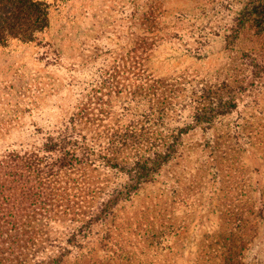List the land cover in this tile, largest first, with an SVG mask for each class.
Masks as SVG:
<instances>
[{
    "label": "rangeland",
    "instance_id": "374dc122",
    "mask_svg": "<svg viewBox=\"0 0 264 264\" xmlns=\"http://www.w3.org/2000/svg\"><path fill=\"white\" fill-rule=\"evenodd\" d=\"M47 1L37 40L0 45V158L48 162L51 138L87 158L55 182L62 205L29 264L63 248L66 264H264V33L239 29L247 0ZM171 146L151 182L68 242L129 182L118 163Z\"/></svg>",
    "mask_w": 264,
    "mask_h": 264
},
{
    "label": "trees",
    "instance_id": "16d2710c",
    "mask_svg": "<svg viewBox=\"0 0 264 264\" xmlns=\"http://www.w3.org/2000/svg\"><path fill=\"white\" fill-rule=\"evenodd\" d=\"M50 6L47 0H0V45L13 40L30 42L37 40L39 34L50 26ZM254 26L260 34L264 33V0H247L238 17L239 29ZM234 98L214 107L212 115L227 113L235 106ZM201 117V116H200ZM199 117V120H200ZM202 119V118H201ZM211 119L207 114L204 118ZM67 139L51 138L45 148L54 156L45 158L36 153L8 154L0 158V264H29L39 247V238L43 230L45 217L61 202L57 201L55 182L80 171L86 163V156L71 150ZM175 153L174 146L164 155L152 159H138L133 164H120L130 179L127 185L114 194L102 208L79 230L72 233L68 242L80 244L81 235L97 221L106 220L114 208L131 197L144 183L151 182L162 165ZM70 175V176H69ZM50 218V217H49ZM49 257L46 264H66L70 248ZM229 257H231V251ZM226 264H232L226 259Z\"/></svg>",
    "mask_w": 264,
    "mask_h": 264
}]
</instances>
